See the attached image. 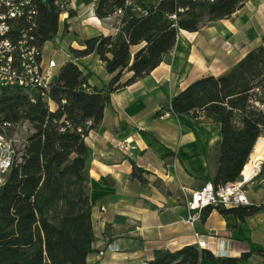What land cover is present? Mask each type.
Listing matches in <instances>:
<instances>
[{
	"label": "trees",
	"instance_id": "trees-1",
	"mask_svg": "<svg viewBox=\"0 0 264 264\" xmlns=\"http://www.w3.org/2000/svg\"><path fill=\"white\" fill-rule=\"evenodd\" d=\"M246 2L97 0L96 15L116 16L118 32L85 39L82 48L71 49L75 59L57 69L48 91L52 104L39 96L33 101L19 87L4 90L0 133L19 124H28L29 133L17 144L13 166L0 186V264H88L95 235L86 137L103 121L112 93L159 66L174 49L180 30L199 31L229 18ZM36 3L37 43L43 47L57 34L63 10L55 0ZM91 54L98 55L112 75L102 88L91 86L80 67L79 60ZM170 105L172 114L199 121L204 117L221 125V143L207 157L215 189L240 179L264 136V36L229 71L195 80ZM143 172L134 164L131 176ZM262 208L209 205L202 219L217 209L245 221ZM257 253L264 255V250ZM251 256L252 252H244L217 258L198 244H188L174 251L155 250L149 264H201L204 257L214 264L217 259L221 264H246Z\"/></svg>",
	"mask_w": 264,
	"mask_h": 264
},
{
	"label": "crops",
	"instance_id": "crops-1",
	"mask_svg": "<svg viewBox=\"0 0 264 264\" xmlns=\"http://www.w3.org/2000/svg\"><path fill=\"white\" fill-rule=\"evenodd\" d=\"M96 2L65 0L67 8L60 14L59 30L52 40L55 52H61L62 39L72 36L63 49L66 59L58 61L46 54L45 43L44 60H56L58 69L75 59L71 49L82 48L85 39L117 34L116 16L99 18ZM263 36L264 0H247L229 18L195 32L180 30L174 49L159 66L112 93L103 121L86 137L95 235L88 264H149L157 249L174 251L199 245L201 239L207 242L203 248L217 258L218 254L238 257L252 252L246 264H264V255L257 253L264 250V136L243 171L254 172L246 187L249 204L263 208L245 221L215 209L206 220L201 217L192 225L186 221L191 213L188 202L194 191L210 181L207 157L221 143V125L187 114L159 116L195 80L229 71L261 44ZM79 63L91 86L102 88L110 81L112 75L98 55L83 57ZM123 140L135 148L119 149ZM134 164L144 170L138 177L131 176ZM111 244L118 249H108ZM201 264L214 263L204 257ZM216 264H221L218 259Z\"/></svg>",
	"mask_w": 264,
	"mask_h": 264
},
{
	"label": "built area",
	"instance_id": "built-area-1",
	"mask_svg": "<svg viewBox=\"0 0 264 264\" xmlns=\"http://www.w3.org/2000/svg\"><path fill=\"white\" fill-rule=\"evenodd\" d=\"M55 2L62 9L65 7V0ZM37 12L36 0H0V96L7 88L19 87L27 91L33 101L39 96L52 104L48 91L57 73V62L54 59L44 60L43 47L37 43ZM55 41L59 43V39ZM171 114L169 105L160 111L159 116L166 118ZM118 147L125 151L135 148L129 140L120 141ZM16 149V141L7 136L6 132L0 133V186L4 184L13 166ZM253 177V171L243 173L240 179L218 189H215L211 181L207 182L202 189L192 193L188 202L191 213L186 221L194 225L202 217L204 208L209 205H248L246 187ZM206 243V240L201 239L199 246L206 247ZM108 249L118 248L111 244Z\"/></svg>",
	"mask_w": 264,
	"mask_h": 264
},
{
	"label": "rangeland",
	"instance_id": "rangeland-1",
	"mask_svg": "<svg viewBox=\"0 0 264 264\" xmlns=\"http://www.w3.org/2000/svg\"><path fill=\"white\" fill-rule=\"evenodd\" d=\"M65 8H67V7H65ZM65 8H63L62 10H65ZM71 38H72V36L64 37V39H62L63 41H62V44L60 45V48L62 49L61 52L60 51L55 52V47H54L55 44H54L53 40L47 41L46 42V48H45L46 54H49V55L55 57L58 61L66 59V56L63 52V49H66V47L72 41V40H70ZM6 132H7V136L13 138L16 141V144H19V142L24 137H26L28 135L29 125L28 124L15 125L13 128L6 130ZM123 151H125V150H123Z\"/></svg>",
	"mask_w": 264,
	"mask_h": 264
},
{
	"label": "bare ground",
	"instance_id": "bare-ground-1",
	"mask_svg": "<svg viewBox=\"0 0 264 264\" xmlns=\"http://www.w3.org/2000/svg\"><path fill=\"white\" fill-rule=\"evenodd\" d=\"M262 141H263V140L261 139V140H260V144H259V148L262 146V145H261V144H262ZM248 164H249V163H248ZM248 164H247V165H248Z\"/></svg>",
	"mask_w": 264,
	"mask_h": 264
}]
</instances>
